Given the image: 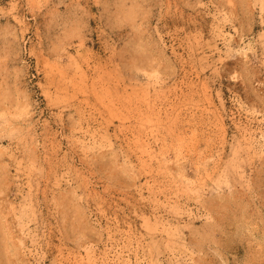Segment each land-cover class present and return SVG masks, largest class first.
<instances>
[{"label":"rangeland","instance_id":"rangeland-1","mask_svg":"<svg viewBox=\"0 0 264 264\" xmlns=\"http://www.w3.org/2000/svg\"><path fill=\"white\" fill-rule=\"evenodd\" d=\"M0 264H264V0H0Z\"/></svg>","mask_w":264,"mask_h":264}]
</instances>
